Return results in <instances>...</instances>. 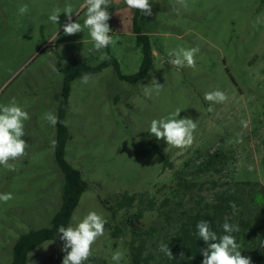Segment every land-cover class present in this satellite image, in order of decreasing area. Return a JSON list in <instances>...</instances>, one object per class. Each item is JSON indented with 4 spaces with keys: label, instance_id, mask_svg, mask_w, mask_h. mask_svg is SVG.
Segmentation results:
<instances>
[{
    "label": "rangeland",
    "instance_id": "374dc122",
    "mask_svg": "<svg viewBox=\"0 0 264 264\" xmlns=\"http://www.w3.org/2000/svg\"><path fill=\"white\" fill-rule=\"evenodd\" d=\"M150 3L152 15L139 13L136 20V10L129 9L124 0H111L108 23L116 44L96 51L87 30L63 33L65 13L60 14L57 25L48 20L54 7L63 10L70 4L73 22L83 23V0H0V104L14 97L30 116L23 137L29 145L27 154L15 162L16 171L0 166V193L10 192L14 197L0 202V264H11L20 236L50 228L62 207L64 178L55 159L56 146L51 143L56 127L44 117L50 109L57 115L64 74L52 71L50 65L57 67L62 61L68 66L82 60L96 67L116 59L119 72L132 76L143 62L134 33L137 28L152 46L148 78L130 84L121 81L116 69L109 66L94 74L87 85L79 78L71 83L65 118L70 140L65 159L81 171L89 185L71 224L89 211L102 214L110 224L92 245L86 263L115 264L112 254L120 250L124 253L120 264H131L130 233L126 230L118 240L111 234L112 227L123 226L126 213L117 212L113 219L107 207H112L119 195L144 191L155 195L159 187L172 185L174 172L199 151L233 152L236 172L231 179L264 186V0H187V8L176 0ZM25 4L29 12L21 16L18 8ZM257 18L261 23H256ZM194 46L200 49L195 69L168 63V51ZM102 53L110 59L101 62ZM153 77L164 87L158 94L152 91L146 96L144 86H149ZM217 89L228 99L211 104L214 111L208 112L210 102L205 93ZM178 108V118H192L198 125L193 144L184 149L168 146L148 131L153 119ZM242 119L248 121L247 128L241 126ZM241 133L242 143L238 142ZM153 144L168 155L174 171L164 169ZM195 166L191 164L190 171ZM205 179L218 180L219 176ZM210 187L195 191L188 204L197 206L200 195L211 202ZM155 222L162 225V220L148 214L144 228ZM50 242L31 252L29 264H62L63 244Z\"/></svg>",
    "mask_w": 264,
    "mask_h": 264
},
{
    "label": "trees",
    "instance_id": "16d2710c",
    "mask_svg": "<svg viewBox=\"0 0 264 264\" xmlns=\"http://www.w3.org/2000/svg\"><path fill=\"white\" fill-rule=\"evenodd\" d=\"M139 13L136 10V20ZM134 33L137 35L138 45L143 54V62L138 73L132 76H125L119 72L116 59H110L96 67H91L82 60H75L68 66L62 61L58 62L57 68L64 74V81L57 110L59 121L62 123L55 126V140L58 142L55 145V159L64 178L62 207L54 216L50 228L31 231L20 236L13 247L11 264H29V255L43 243L58 241L63 244L57 229L60 225L67 227L71 224L81 197L89 188L82 179L81 171L75 169L65 159L66 146L70 140L65 118L68 112L71 83L83 73L94 75L109 66L116 69L121 81L130 84H138L148 78L153 65L152 46L148 36L141 34L138 28ZM153 146L163 160L164 169L174 171V164L170 162L168 155H165L156 144ZM233 155V152L227 153L222 150L199 151L184 162V167L174 172L173 184L159 187L155 195L144 191L138 194H122L113 199L114 205L107 207L113 219L120 211L126 213V219L122 227H112L111 234L115 240H118L126 235L125 231L128 230L131 235V240L127 244L131 264H202V250L207 248V244L197 235L196 224L200 220H208L218 236L224 234L222 224L225 221L238 224L240 231L233 235L241 245V255L250 257L252 264H264V186L259 182L241 183L231 179L236 172ZM191 164L196 165L194 171L189 169ZM206 176H219V179L206 180ZM229 176L230 182H227ZM209 185L212 191L211 202H206L204 196L200 195L195 204L197 206L188 204L190 201L193 202L195 191L207 190ZM233 202L234 208L230 206ZM148 214L155 215L159 221L162 220V225L155 222L144 228V220ZM106 225V228H110V224ZM161 244H168L173 259H169L159 250ZM86 262L89 260L85 261V264Z\"/></svg>",
    "mask_w": 264,
    "mask_h": 264
},
{
    "label": "clouds",
    "instance_id": "9594fccd",
    "mask_svg": "<svg viewBox=\"0 0 264 264\" xmlns=\"http://www.w3.org/2000/svg\"><path fill=\"white\" fill-rule=\"evenodd\" d=\"M176 2L185 8L188 7L187 0H176ZM124 3L129 9L138 10L145 16L152 15L150 0H124ZM110 5L111 0H83L81 8L86 9L83 23L79 21L73 22L72 15L74 11L70 4L66 5L63 10L59 7H54L48 16V20L52 24L57 25L60 14L62 12L65 13L67 20L63 25V33L65 35H74L87 30L94 49L100 51L110 45L114 47L116 44V40L110 34L112 29L108 23L111 18V13L108 11ZM28 12L29 7L26 4L18 8V14L21 16ZM256 23H261L260 18H257ZM199 51V47L196 46L191 48L177 47L168 51V63L178 68L189 67L195 69L196 56ZM99 59L103 62L110 59V57L107 53H102ZM50 67L54 72L59 71L55 64L50 65ZM92 78L93 75L91 73H83L79 79L81 84L87 85ZM163 87L164 84L161 85L153 77L151 84L144 86L145 95L150 96L152 91L158 94ZM227 99L226 93L219 89L205 93V100L210 102L207 111H214L211 104H222ZM180 112L181 109L178 108L167 116L153 119L150 123L149 133L157 140L163 139L171 147L184 149L191 146L194 142V132L198 125L192 118H178ZM44 118L53 127L58 123H62V121H59L54 109L47 111ZM29 119V113L18 104L14 97L6 104H0V166H3L8 171H16L15 162L27 154L26 149L29 145L23 137L25 136V121ZM240 124L243 128L248 127L246 119H242ZM238 142H243L242 133L238 134ZM51 143L55 146L58 142L53 139ZM249 170H252L251 167ZM13 198V194L10 192L0 193V202L7 203ZM230 206L234 208V202ZM106 224L107 220L102 214L96 211H89L75 225L69 224L67 227L60 225L57 233L63 242L61 251L65 253L62 264H85V261L91 255L92 245L104 235ZM196 229L198 237L207 244V248L202 250V264H252L250 257L241 255V245L237 243L236 237L233 235V233L240 231L238 224L225 221L222 224L224 234L219 236L212 230L208 220L198 221ZM159 250L169 259H173V254L168 244H161ZM181 256H183V253H181ZM123 259L124 253L120 250H116L112 254V260L115 264H120Z\"/></svg>",
    "mask_w": 264,
    "mask_h": 264
}]
</instances>
